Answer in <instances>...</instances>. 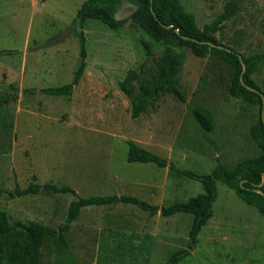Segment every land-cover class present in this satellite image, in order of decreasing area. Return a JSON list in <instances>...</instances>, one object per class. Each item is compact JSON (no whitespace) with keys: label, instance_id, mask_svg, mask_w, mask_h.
Segmentation results:
<instances>
[{"label":"rangeland","instance_id":"1","mask_svg":"<svg viewBox=\"0 0 264 264\" xmlns=\"http://www.w3.org/2000/svg\"><path fill=\"white\" fill-rule=\"evenodd\" d=\"M84 1L0 0V97L17 94L0 109V190L35 182L75 192L13 200L0 196V209L12 224L37 221L57 229L78 198L125 195L162 207L203 194L197 181L154 164L128 162L129 142L196 174H210L219 164L232 170L260 155L249 133L258 107L229 95L232 68L216 56L198 58L187 47L182 48L181 74L186 101L166 94L155 108L133 119L119 84L130 70L139 79L153 74L164 46L131 20L117 30L88 20L81 30L74 21ZM231 1L177 3L202 29ZM237 6L216 37L245 56L262 53L264 0H237ZM76 31L83 32L87 52L78 86L70 97L39 93L72 81L80 63ZM253 79L264 91V61ZM199 105L215 117L211 132L192 115ZM216 188L213 216L191 254L178 264H264L263 217L226 185L216 182ZM192 220L188 214L151 217L127 204L86 207L65 235L69 247L64 257L59 259L49 239L40 264H57L58 259L61 264H167L172 254L187 249Z\"/></svg>","mask_w":264,"mask_h":264},{"label":"trees","instance_id":"2","mask_svg":"<svg viewBox=\"0 0 264 264\" xmlns=\"http://www.w3.org/2000/svg\"><path fill=\"white\" fill-rule=\"evenodd\" d=\"M125 3L137 7V10L129 19L117 21L116 14ZM237 8V0H232L218 18L200 29L193 18L177 3V0H85L81 4L74 21L75 24L78 23L81 30L88 20L98 21L111 30L120 29L128 20H131L153 41L164 46L162 53L155 60L153 74L139 79L138 73L130 70L119 84L121 92L130 101L133 119L155 108L157 102L166 94L175 95L183 103L186 101L181 74L186 60L182 48L187 47L198 58L216 56L232 68L229 95L258 107V119L251 125L249 133L259 148L260 155L237 163L232 170L219 164L210 174H196L178 170L166 159L129 142L128 162L154 164L159 168L168 169L170 173H177L197 181L203 187V194L192 197L186 202L162 207L153 206L125 195L78 198L70 203L67 217L57 229H52L37 221L12 224L7 213L0 209V264H40L43 247L49 239H53L56 251L60 253L59 259L63 258L69 247L65 235L72 228L81 210L86 207L114 204L137 206L151 217L160 215L168 218L176 214L191 215L193 220L189 230L187 249H181L172 254L167 263L178 264L191 254L198 243L201 229L213 216V203L217 198L216 182L233 190L244 203L254 207L264 219V91L253 79L264 61V51L245 56L222 44L216 37L222 24L236 15ZM74 36L79 39L81 50L80 63L72 81L60 87L40 89L39 93L70 97L78 86L86 68L87 52L83 32L77 33L76 31ZM145 47L150 51L148 44L145 43ZM2 54H11V52L2 51ZM35 92L34 89L29 91L31 94ZM16 98L17 94L11 95V93L1 96L0 109L15 101ZM192 115L205 131L214 130L216 122L210 109L199 105L192 110ZM33 179L36 180V177L34 176ZM40 193L75 194L70 187H58L53 184L41 185L35 182L24 189L16 188L8 192L0 190V196L7 200L35 196ZM59 259L57 264H61Z\"/></svg>","mask_w":264,"mask_h":264},{"label":"water","instance_id":"3","mask_svg":"<svg viewBox=\"0 0 264 264\" xmlns=\"http://www.w3.org/2000/svg\"><path fill=\"white\" fill-rule=\"evenodd\" d=\"M126 4H127V8H125V7L120 8L119 11H118V13L116 14V20L117 21L124 20L126 17H130V16H132L136 12L137 7L132 6V5L128 4V3H126ZM219 48L224 49L223 47H219ZM244 70L245 69H243V71ZM251 90L252 91H256L254 89H251ZM262 116H263V114H262Z\"/></svg>","mask_w":264,"mask_h":264},{"label":"flooded vegetation","instance_id":"4","mask_svg":"<svg viewBox=\"0 0 264 264\" xmlns=\"http://www.w3.org/2000/svg\"><path fill=\"white\" fill-rule=\"evenodd\" d=\"M123 7H124V5L121 6V8H123Z\"/></svg>","mask_w":264,"mask_h":264}]
</instances>
